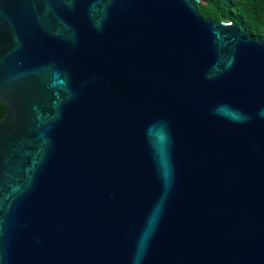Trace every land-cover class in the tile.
<instances>
[{
    "label": "water",
    "instance_id": "obj_1",
    "mask_svg": "<svg viewBox=\"0 0 264 264\" xmlns=\"http://www.w3.org/2000/svg\"><path fill=\"white\" fill-rule=\"evenodd\" d=\"M201 0H0V264H264V34Z\"/></svg>",
    "mask_w": 264,
    "mask_h": 264
},
{
    "label": "trees",
    "instance_id": "obj_2",
    "mask_svg": "<svg viewBox=\"0 0 264 264\" xmlns=\"http://www.w3.org/2000/svg\"><path fill=\"white\" fill-rule=\"evenodd\" d=\"M198 9L205 18L241 24L255 37L264 34V0H201ZM5 112L1 103L0 120Z\"/></svg>",
    "mask_w": 264,
    "mask_h": 264
}]
</instances>
